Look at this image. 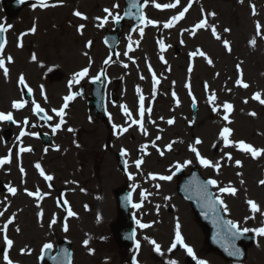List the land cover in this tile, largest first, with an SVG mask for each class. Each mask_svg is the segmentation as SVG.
Masks as SVG:
<instances>
[{
  "label": "rangeland",
  "instance_id": "obj_1",
  "mask_svg": "<svg viewBox=\"0 0 264 264\" xmlns=\"http://www.w3.org/2000/svg\"><path fill=\"white\" fill-rule=\"evenodd\" d=\"M193 1L194 4L188 8L180 26H184L188 20H191L187 24L191 27V25H196L206 19L211 24L210 31L215 27L217 34L221 37L220 40L213 36L214 40L210 41L212 32H209L206 38L195 45L192 43L193 47L189 49V52L193 51L194 53L197 50L202 51L212 61L211 64L208 63V59L199 54L190 58H188V54L186 58L182 51L172 49L175 47L174 44L179 38L180 32L165 28L164 24L168 22L170 15L175 14L177 11H183L185 7H188L189 2L185 3L182 0H178V2L177 0H146L148 5L144 9L146 19L161 22V18L164 16L163 27L159 29L144 24L143 36L140 35V32L135 34L136 42L133 46L129 45L128 42L132 39L130 34L122 36L117 47L116 61L114 59V62L112 61L114 57L110 59L111 61L109 60L108 52L105 47L103 50L101 41L108 29L103 25L110 21V17H107V22H103L106 16L104 10L108 9L109 6L112 10L113 5H117V0H100V3H98V0L96 2H89V0L67 1L68 7L65 9L68 14L71 10L70 21L72 23L68 32L62 31L61 28L55 29L56 24H58L56 23L57 10L52 11L48 8L49 6L42 7L44 8L43 13L36 10L37 13L34 16L38 15L37 37L29 39L34 40L39 46L37 62L28 58L31 65L27 64L26 55L23 54L25 50L16 52L12 49L15 55L23 57L19 60L12 58L11 63L8 62L7 57L2 58L5 67L8 69L7 77L10 78L8 86L0 78V83L3 84L1 86L4 89L0 95L2 103L9 104L10 101L17 98L16 80H19V77H15V75L18 72L16 76L23 74L26 81L35 87L36 96L39 95L38 98L43 104L46 103L48 97L50 102L48 106L56 108L62 95L70 89L68 82L72 80L78 70L89 67L90 59H93L91 68L89 67L92 72H95L102 62L107 60L110 63L106 66L107 72L110 74L109 88L116 93L117 98L116 103L113 104L110 99L107 103L108 128L105 125L102 127L100 123H97L93 129L88 127L86 122L89 119L83 113L84 101L74 102L72 108L70 106L69 122L72 125L71 129L78 128L81 132L80 134L73 133L72 140L77 141L73 146L70 143L68 154L64 151L63 146L67 139L69 140V137L62 134H52L53 144L41 155V159L46 164H40L41 169H37L33 164L35 157L27 159L22 164H17V160L13 157L11 166H5V170L12 168L14 172L11 174L12 177L5 178L4 184L14 188H17L18 184L24 185V188H18L15 195H12L9 191L0 192L1 195L6 196L4 199L0 198V212H4V215L0 216V229H3L9 218H13V223L7 229V236L13 241L10 249H7L3 239L4 233L0 231V246L5 250L7 249L11 261L21 264H37L38 251H41L44 246V243L42 244L44 238L46 239L45 243H54L56 237L63 236L68 232L66 237L80 241L83 236L90 237L95 233L93 218L88 216V212H91L90 214L94 213L96 209L95 202H92L89 208L86 206L87 197L83 193V188L94 185L96 180L102 178L99 172L96 175L91 168L113 166V162H115L114 155L121 153L122 150L124 151L125 146L130 148L129 144L122 141L121 133L112 135L110 131L114 128L115 121L121 125L123 130L132 120L141 117V95L144 97L145 106L143 117H146V121H149V127H156L161 131V134L160 132L150 133L154 137L153 142L160 149H163L166 145L165 130L167 128L172 129V125L171 127L167 125L169 119H173L176 125L180 122V118L187 120V123L190 124L193 123L196 116V123L199 121V128L192 130L189 136L188 134L184 136L188 137L187 149L189 150L190 146L195 147L201 156L213 164L218 162L223 167L224 163H228L227 168L235 172L233 177H221L222 168L219 167L217 171L214 167L205 168L197 164L194 160V158L196 159L195 153L189 150V160L193 162V166L198 167L197 165H199L202 169H205L204 172L199 168L205 177L216 180L217 184L222 187L230 186L238 189L237 185L241 184L238 196H244L242 202L245 209L250 206L247 203L249 200L254 201L259 206L260 201L264 202V184L260 183L264 181V166L260 168V156L253 158L250 153H246L239 148V142H245L256 149H261L264 146V141L261 140V137H264V128L262 127L264 124L261 121V119H264V105L252 98L255 93H260L261 99H264V0H243V2L241 0H236L237 2L231 0ZM170 3H176L177 6L175 8L164 7L163 10H158L155 7V4H160L163 7V5ZM253 5L255 6V15L252 14ZM154 7L163 15L157 14L152 9ZM74 12H80L87 19H81L73 15ZM23 13L29 15L26 17L24 15L23 19L21 17ZM31 13L33 12H27L25 8L14 17L7 18L0 4V23H4L5 20L14 23L16 25L14 32L10 31L9 34H12V39H16L19 36L17 34L18 27L28 26L31 15H33ZM210 13H215V15H209ZM54 16L56 17L55 22ZM219 22L221 25H219ZM111 23L112 21H110ZM82 24L84 28L78 31L77 29ZM257 24L261 26L260 35H257ZM225 29L230 31L226 32ZM51 33L55 35L53 38H50ZM189 38L191 37L189 36ZM223 40L229 42L231 51L224 47ZM253 40L256 41L255 45L250 43ZM89 41L92 43L90 47H87ZM161 41L165 45L164 51H161L158 43ZM210 42L215 44L214 50H211V46L208 47ZM189 46V42L186 41V48H189ZM129 47H131V51H129ZM183 51L188 52L184 49ZM73 53L74 56H72ZM177 63H180V65H176ZM124 65H127V67ZM237 65L240 66V71L237 70ZM27 67L31 68V72L27 71ZM180 67L188 70L184 76L182 71L179 74ZM189 68H191V71H189ZM0 75L5 76L3 69L2 72L0 71ZM153 75L156 78L155 90L153 88ZM114 79H117V82ZM172 79L174 85L169 84ZM238 79H241L243 83H247L249 87L243 88L237 85L236 81ZM178 80L181 84H178ZM58 82H61V84H55ZM115 82L117 89H113ZM186 85L189 87H186ZM205 85H207V88ZM49 86L51 88L47 94L45 90ZM161 86L165 87L162 88ZM76 88L73 87L72 89L76 92ZM137 89H139V92ZM189 91L191 95H189ZM199 92L205 93L203 99V95L201 96ZM173 93H175V98ZM212 95L215 96V100L210 102ZM225 103L233 106L231 112L227 113L231 123L223 119L225 115L223 105ZM80 106L82 111L79 109ZM159 107H163V109L159 110ZM213 107L217 111L214 112ZM148 109H151V111L149 112ZM250 113H255V115H249ZM148 125L143 132L144 134L148 132ZM176 125H174V129ZM224 127L231 130L228 137L230 148L225 146L224 141L219 136ZM68 129L67 125L61 133L68 134ZM46 130L48 131V128ZM99 131L103 132V136ZM175 132L177 137L174 139V135L171 136V141L168 142V145L171 144V150L167 151L165 155H170L171 151H174L177 146L180 133L178 130ZM210 132L217 137L218 147H220L218 150L208 145L211 139L208 138ZM84 133H89V137L84 136ZM196 138L204 140L203 147L198 148L199 144L192 143ZM27 142L29 140L25 139L24 143ZM100 142L101 147L103 144L101 153L98 152V146L96 147V143ZM107 142L109 143L108 146ZM80 144L81 149L79 150ZM226 154H231L233 158L228 161ZM169 155L166 160L162 158V161H159L160 167H152V170L162 171L170 161H173L171 167L177 163H184L178 155ZM124 156L128 160L129 170L134 172L135 167L132 160L126 153ZM157 159L158 157L155 155L150 159V162ZM236 161H240L241 166H237ZM21 168L24 170L23 173ZM41 170L46 175L53 176L54 185L57 189L64 188L65 191L54 194L47 185L48 181H45L43 176L40 175ZM43 183L45 186L42 185ZM37 190H39L38 196H27V192L30 191L35 194ZM60 196H63L62 199H59ZM222 196L230 206H237L238 203L233 200L232 195L223 194ZM66 198L70 201L67 202ZM60 200L67 205L66 210L60 209L58 206ZM69 208L74 213L71 217L67 215ZM5 209L7 210L5 211ZM239 216L236 215L238 220H240ZM53 218L56 219V223L49 227ZM83 220H85L86 227L83 226ZM70 221L71 228L65 231L64 226L69 225ZM258 225L260 227V224ZM157 229H165L163 235L161 233L156 234L159 238L152 235L162 249L161 243L166 246L170 239L171 230L166 224L157 227ZM161 231L163 232V230ZM38 236L40 237L37 238ZM76 241L73 242L74 245L72 246L75 252L74 264H82V261L85 260L77 249ZM260 241L261 237L256 245ZM13 249L17 252V254L14 252L16 254L14 258L11 255ZM3 255L2 257L0 255V264H5ZM30 258L32 261H29ZM259 259L260 264H264V242L260 244V249L250 251L247 261H244L243 264H256ZM86 262L87 264H93V259ZM112 264H116V262L114 261ZM216 264H219V262H216Z\"/></svg>",
  "mask_w": 264,
  "mask_h": 264
},
{
  "label": "snow or ice",
  "instance_id": "obj_2",
  "mask_svg": "<svg viewBox=\"0 0 264 264\" xmlns=\"http://www.w3.org/2000/svg\"><path fill=\"white\" fill-rule=\"evenodd\" d=\"M177 2H178V0H177ZM241 2H243V0H241ZM40 6L41 7H48L49 5L47 3H45V0H40ZM133 6H135V4H133ZM176 6H177L176 3H170V4H167V5H163V7H165V8H175ZM113 7H119V6L118 5H113ZM155 7L161 8L162 6L160 4H155ZM189 7H191V0H189L188 7H185L183 11H180L179 12V15L173 16L169 22H167V23L164 24V27L165 28H171V27H173L176 22H178L180 19H182L184 17V15L188 11V8ZM252 8H253L252 14L255 15L256 14V12H255V6L253 5ZM104 11L107 13L108 16H113V13L109 9H105ZM73 15L78 16L81 19H87V17L86 16H83L80 12H74ZM209 15H213L214 16L215 13H210ZM120 19H121V17L115 16L114 17V22L115 23H119ZM140 20L145 25H148V24L155 25V22L154 21L149 20V19H145L143 15L140 16ZM103 22L104 23L107 22V16L104 18V21ZM205 26H206V22L205 21H201L193 29V34H195V29L196 28H204ZM83 28H84V25L82 24V25L79 26V28L77 30L78 31H81ZM260 28H261V26L259 24H257L256 25L257 35H260L261 34ZM3 31H4V28L3 27H0V33H2ZM225 31L227 32V31H230V30L229 29H225ZM32 32H35V27H33ZM212 34H213V36L217 40H220L221 39V37L217 34L215 27L212 28ZM140 35L143 36V29H140ZM91 43L92 42L89 41L86 46L87 47H90L91 46ZM158 43L160 45L161 51H164L165 50V45L163 44V42L161 41V42H158ZM250 43L252 45H255L256 41L253 40ZM223 45H224V47L226 49H228L229 51H231L230 46H229V42L227 40H223ZM18 46H20V45H18ZM3 48H4V43H0V51H2ZM129 51H131V47H129ZM197 54H199L200 56H204L205 59H208L206 57V55L202 51H200V50H197L196 53H191L190 55L195 56ZM125 55H127V53H125ZM161 59H163V57H161ZM32 60L33 61L36 60V56L35 55L32 56ZM8 62L9 63L12 62V58L10 56L8 57ZM105 63H108V61L106 60ZM208 63L211 64L212 61L210 59H208ZM124 66L127 67V65H124ZM0 69H3L4 75H5V77H7V75H8V69L5 67V62H4L3 59H0ZM237 70L240 71V66L239 65H237ZM189 71H191V68H189ZM87 73H88V68H85L82 71L75 73L74 76H73V79L71 81H69V86L71 87V85H72L73 82L78 83L79 82V79L78 78L85 77L87 75ZM141 78H143V77H141ZM94 79L95 80H99L100 79V76L98 75ZM19 84L20 85H24L26 87V84H25V80H24L23 75H21L20 78H19ZM236 84L239 85V86H241V87H243V88H248L249 87V85L247 83H243L241 79H238L236 81ZM155 86H156V78H155V75H153V88H154V90H155ZM186 87H189V86L186 85ZM205 87L207 88V85H205ZM28 91H29V94H31V89L30 88L28 89ZM137 91L139 92V89H137ZM189 95H191V92L190 91H189ZM173 96L175 98V93H173ZM74 98L75 97L73 95H71V94L68 95V96H66V97H64V101H65L64 105L59 110H53L55 112L56 116L60 117L59 123H57L55 125V127L52 128V132L53 133H56V131L61 128V125L64 123V119H63L64 111L68 107V102L71 101V100H73ZM252 98L254 100L259 101L260 104L264 105V99H261V94L260 93H255ZM214 100H215V96L212 95L210 97V102H212ZM245 103H247V101H245ZM140 105H141V108H140V116L143 117V115H144V97L142 95L140 96ZM23 106H24L23 104L18 103V102H13V105H12V107L14 109H19V108H21ZM194 106H195V101H194ZM232 107L233 106L231 104H229V103H225L223 105V109H224V112H225V115L223 116V119L225 121L229 122V123H231V121L229 120V117H228L227 113L231 112ZM43 111L44 110L39 105H36L33 108L34 114L35 113H40V112H43ZM148 111L150 112L151 109H148ZM213 111L215 112V111H217V109L215 107H213ZM126 114H128V113H126ZM249 115H253L254 116L255 113H250ZM45 119L52 120L53 117L52 116H46ZM0 121H10L12 123H16V121L13 119V115H12L11 112H9L7 114L0 113ZM24 123L25 124L28 123L27 119L24 121ZM133 123H136V122L133 121ZM167 123L169 125H172L174 123V120L173 119H169L167 121ZM113 127L115 128L116 126L114 125ZM68 131L71 132L73 130L71 128H69ZM122 131H127V129H123ZM230 134H231V130L228 127H224L220 131V133H219V136L224 141L225 146H229V139H228V137H229ZM24 135H25V133L23 131H21L20 136L22 137ZM158 139H159V137H158ZM195 143L196 144H200V143H202V141L199 138H197L196 141H195ZM77 146H79V145H77ZM167 147H168V150H171V144H169ZM239 148H240V150H242V151H244L246 153H250L253 158H257V157L261 156L262 154H264V149H256L253 146H251V145H249V144H247L245 142H239ZM189 150L195 153L196 160L203 167H205V168L214 167L217 171L219 170L220 165H219L218 162L215 163V164H213L208 159L202 157L201 154H200V152L195 147L190 146L189 147ZM20 151L21 152L31 151V149L30 148H21ZM121 155H125V152L123 150L121 152ZM161 155H163V153H161ZM227 158H228V160H231L232 159L231 154H228ZM7 162H8L7 160L0 159V165H3L5 163H7ZM141 163H142L141 160H137L136 161V166L139 168V166H140ZM190 163H191L190 160L185 161L183 163V165L177 163L175 165V169L177 171H179V170H181L182 167H187V165L190 164ZM236 165L237 166H241V162L240 161H236ZM35 167L37 169H41V165L39 163H37L35 165ZM23 171L24 170L21 168V172L22 173H23ZM40 175L43 176V178H44L45 181H52L53 180V176L46 175L43 170L40 171ZM238 175H239V173H238ZM129 178L131 179V177H129ZM151 178L152 179H157L158 178L159 180H162V181H170L172 179V176L171 175H168V176L161 175V176L157 177L155 175H152ZM260 183L261 184H264V181H261ZM207 185L217 186V181L216 180H213V179H209L207 181ZM157 187H159V186L157 185ZM8 191L12 195H15L16 192H17V189L14 188V187H8ZM219 192L222 193V194L235 195L236 194V189L235 188H232L230 186L229 187H221V188H219ZM200 194H201V199L204 200L207 203V206L209 207V209L213 213H215V211H216V207L215 206L217 204L220 205V207L223 208L225 212H227L228 209H227V205L224 202V200L221 199L219 196L213 198L207 192V186L206 185L204 186V188H202L200 190ZM27 195H29V196H34V195L38 196L39 195V190H37V193H35V194L33 192H30L29 191V192H27ZM165 199H168V198L166 197ZM247 203L250 205V210L253 213H256V212L260 211L259 206L254 201L249 200ZM37 206L39 207V205H37ZM133 207H140V205L134 204ZM6 210L7 209H5V211ZM3 215H4V212H0V216H3ZM67 215L69 217H71V216L74 215V213L71 211L70 208L67 211ZM12 223H13V218H9L8 221L4 224L3 229H0V231H2L4 233L3 239H4L5 245L7 246V249H10L12 247V245H13V241L11 239H9L8 236H7L8 226L10 224H12ZM55 223H56V219L53 218L52 221H51V223H50V225H49V227H51ZM228 225L230 226L229 227V235L233 239H239L244 233H248L250 231H254L257 236H264V226L259 227L257 229H249L247 227L241 229L237 223H234L232 221H228ZM139 226L141 228L148 227V225H145V224H140ZM64 230L67 231V225L64 226ZM17 231H19V229H17ZM149 242L153 244L154 250L158 254L163 255V253L161 252V248H160V245L159 244H157L155 241H149ZM85 245H87V241H85ZM177 245H180V247H182L186 251V253H187L188 256H191L194 260H196V264H205V261L196 259V256L194 255L192 248H190L189 246H187L183 242V238H182L181 233H180V225H179L178 222L176 224L175 239L172 242L171 247L169 248L168 251L171 252L173 249H175L177 247ZM52 247L53 246L51 244H44V246H43V248L46 249V250H50ZM137 247H139V245H137ZM230 247H231L232 251H229L228 248L225 249V251H228L229 255H238L239 254V251L240 250L238 248H235V245H230ZM7 249L5 250L4 255H3L4 262H5V264H13V262L10 260V258L8 256ZM21 251L23 253V249ZM53 259H56V258L53 257ZM65 260H67V256L66 255H65ZM68 264H70V261H68ZM133 264H135V260H134ZM167 264H177V261L169 260V261H167Z\"/></svg>",
  "mask_w": 264,
  "mask_h": 264
},
{
  "label": "bare ground",
  "instance_id": "obj_3",
  "mask_svg": "<svg viewBox=\"0 0 264 264\" xmlns=\"http://www.w3.org/2000/svg\"><path fill=\"white\" fill-rule=\"evenodd\" d=\"M232 2H237L236 0H231ZM89 2H96V0H89ZM98 3H100V0H98ZM68 7V5L66 4V3H62L61 5H60V9H55L54 11H56L57 10V12H58V15H57V21H56V17H55V20H54V22L56 21V23H58V24H56V27H55V29H62V31H64V32H68V30L70 29V26L69 27H67V25L69 24V25H71V18H70V15L68 14V12H67V10L65 9V8H67ZM224 13V12H223ZM30 24V23H29ZM64 25V26H63ZM25 30H26V26H25ZM55 35L53 34V33H51V35H50V38H53ZM92 38V37H91ZM209 46H211V50H214V47H215V44L214 43H212V42H210V43H208V47ZM75 54L73 53L72 54V56H74ZM176 65H180V63H177ZM27 71L28 72H31V68L30 67H27ZM181 73V72H180ZM179 73V74H180ZM182 75H183V72H182ZM178 84H180V81L178 80ZM1 85H3V84H1L0 83V86ZM57 85H60V83H57ZM50 88H51V86H49L48 87V90L50 91ZM4 89H3V86H1L0 87V95H1V92L3 91ZM3 95V94H2ZM2 100V99H1ZM2 104H5V102H3ZM79 109H81V108H79ZM245 123V122H244ZM247 125V124H246ZM179 126L182 128V124L179 122V123H177V125H176V127H175V129H174V131H176V130H178V128H179ZM196 129H198L199 128V121H197V123L195 124V126H194ZM194 129V128H193ZM171 135H173L172 133H171ZM212 133L210 132V134H209V137L208 138H212ZM181 136H182V132H181ZM215 139V138H214ZM215 145H217V143H215ZM110 185H111V181H107L106 183H105V188L106 189H108L109 187H110ZM260 193H262L261 191H260ZM263 194V193H262ZM107 197H108V202H107V204L109 205V207L111 208V206H112V202L110 201V194L108 193V195H107ZM263 204H264V202H263ZM40 236H38L37 238H39Z\"/></svg>",
  "mask_w": 264,
  "mask_h": 264
}]
</instances>
